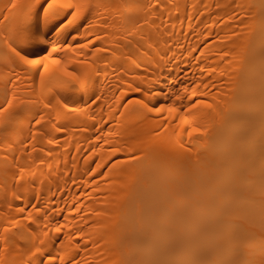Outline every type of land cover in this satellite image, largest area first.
Listing matches in <instances>:
<instances>
[{
    "label": "bare ground",
    "instance_id": "6f19581e",
    "mask_svg": "<svg viewBox=\"0 0 264 264\" xmlns=\"http://www.w3.org/2000/svg\"><path fill=\"white\" fill-rule=\"evenodd\" d=\"M50 4L0 0V264H264V0Z\"/></svg>",
    "mask_w": 264,
    "mask_h": 264
},
{
    "label": "snow or ice",
    "instance_id": "6c2138e0",
    "mask_svg": "<svg viewBox=\"0 0 264 264\" xmlns=\"http://www.w3.org/2000/svg\"><path fill=\"white\" fill-rule=\"evenodd\" d=\"M37 2L39 3V0H37ZM56 4H61V0H51V4L49 6L51 7L52 5H56ZM61 6L71 7V4H61ZM35 62L38 63V61H35ZM208 106L210 107V105ZM195 131L196 129H193V132Z\"/></svg>",
    "mask_w": 264,
    "mask_h": 264
}]
</instances>
